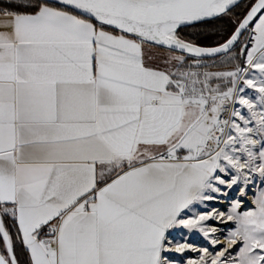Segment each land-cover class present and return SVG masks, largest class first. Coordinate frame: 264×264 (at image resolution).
Here are the masks:
<instances>
[{"label":"snow or ice","instance_id":"snow-or-ice-1","mask_svg":"<svg viewBox=\"0 0 264 264\" xmlns=\"http://www.w3.org/2000/svg\"><path fill=\"white\" fill-rule=\"evenodd\" d=\"M0 264H264V0H0Z\"/></svg>","mask_w":264,"mask_h":264},{"label":"trees","instance_id":"trees-1","mask_svg":"<svg viewBox=\"0 0 264 264\" xmlns=\"http://www.w3.org/2000/svg\"><path fill=\"white\" fill-rule=\"evenodd\" d=\"M252 0H245L244 2H242L243 4H248V3H251ZM246 9H238L237 11L238 12H243L245 11ZM221 26H227L226 25V22H221ZM216 39V37H209V38H201L200 39V43L202 44H211L213 42V40Z\"/></svg>","mask_w":264,"mask_h":264},{"label":"rangeland","instance_id":"rangeland-1","mask_svg":"<svg viewBox=\"0 0 264 264\" xmlns=\"http://www.w3.org/2000/svg\"><path fill=\"white\" fill-rule=\"evenodd\" d=\"M154 51L156 52L157 50L154 49ZM259 189H254V191H258ZM230 195H235V192H230L229 193ZM252 199V193H249V201ZM251 205L250 203L246 202L243 206V209L242 210H248V208H250ZM223 210V209H222ZM231 224V222H229ZM185 255H194V254H191V253H186Z\"/></svg>","mask_w":264,"mask_h":264},{"label":"crops","instance_id":"crops-1","mask_svg":"<svg viewBox=\"0 0 264 264\" xmlns=\"http://www.w3.org/2000/svg\"><path fill=\"white\" fill-rule=\"evenodd\" d=\"M153 52H155V51L153 50ZM145 55L147 56V55H148V53L146 52V53H145Z\"/></svg>","mask_w":264,"mask_h":264},{"label":"water","instance_id":"water-1","mask_svg":"<svg viewBox=\"0 0 264 264\" xmlns=\"http://www.w3.org/2000/svg\"><path fill=\"white\" fill-rule=\"evenodd\" d=\"M245 0H241V3L244 2Z\"/></svg>","mask_w":264,"mask_h":264}]
</instances>
